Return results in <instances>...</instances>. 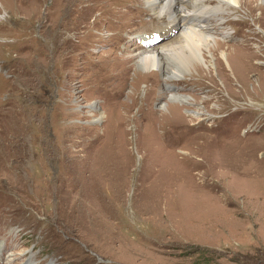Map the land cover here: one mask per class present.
<instances>
[{
    "label": "rangeland",
    "instance_id": "1",
    "mask_svg": "<svg viewBox=\"0 0 264 264\" xmlns=\"http://www.w3.org/2000/svg\"><path fill=\"white\" fill-rule=\"evenodd\" d=\"M139 1L0 0V264H264V53L172 79L192 120L122 62L164 32Z\"/></svg>",
    "mask_w": 264,
    "mask_h": 264
},
{
    "label": "bare ground",
    "instance_id": "2",
    "mask_svg": "<svg viewBox=\"0 0 264 264\" xmlns=\"http://www.w3.org/2000/svg\"><path fill=\"white\" fill-rule=\"evenodd\" d=\"M122 1L97 0V3L100 5L101 3L106 5L108 4L107 6L109 7L104 9V13H110L114 9L113 11L120 14L121 16H126L131 9L126 10V6L124 7L122 5L124 3ZM141 1L142 2H133V5L138 3L140 7L144 6L145 8L143 9L145 10V12H150L153 15L152 20L156 19L160 23H166L165 25H159L160 27H162L164 32L162 34H159L158 36L156 35V37L140 36L134 43L125 42L124 51L127 50L129 54L124 56L125 54H123L122 51L120 52V57L124 56L122 58V62L126 65L127 69L133 68V66L135 65L137 69H140L144 73L161 74L165 79H163V86L165 89H167L166 91H164L165 97L174 101H181L182 103H179L177 105L184 109L186 107V111H191L192 114H190V116H192V120L194 118H198L199 116H207L208 114L210 115V112L209 110L201 108L195 109V106L194 108H192L191 106H186V104L194 105L192 99L186 94L173 91V88L177 87V84H173L172 79L180 80L182 79L181 77H184V75L187 74V71H192V69H196L198 71V74H200L201 72H204V64L209 65V62L211 63L212 67L216 69L217 73L219 72V69H226L225 65L231 68L227 57L231 51H238V49L235 47H242L243 49H246L244 52L242 50L241 53L236 52L238 56L245 55L243 53H249L252 55L264 53V45L262 43L259 44V42L264 39V0H261V2H259V0ZM128 2L130 3V1ZM248 3L251 4V7L248 8L249 17H256L257 19L253 20L244 17L242 19L240 18L237 20H232L231 17L233 14L231 12L235 11L236 13H240L244 4ZM255 11L257 13H255ZM99 13H101V11ZM95 14L96 13L94 12V19L99 20V17ZM152 20H150L149 22H151ZM94 25L95 23L93 22V26ZM233 26L234 30L236 31L235 33H237L238 30L242 29L244 34L241 35L240 41H231L229 43V40L233 39L232 35H237L231 30ZM133 30L134 28L130 29V33ZM174 31V35L166 38L170 33ZM117 34L118 35L116 36L114 33H111V35H108L107 37L100 36L99 39L106 38L108 41H113L114 37L118 38L119 42H121L123 38L122 31L118 32ZM163 37L164 39H166L160 41L159 39ZM256 38L259 42L253 41V39ZM239 44L243 46H239ZM214 56L216 58L213 62L212 59H214ZM220 91L221 90H219L214 85L210 90L212 95L215 94L216 97L220 95ZM131 95H133V93L129 94V96ZM212 95L211 99L213 97ZM161 96H163V90L159 94V97ZM236 100L238 99H234L233 101ZM131 102L133 103L134 101ZM166 103L167 100L162 101L159 108H164L166 106ZM94 108L96 109L97 106L95 105ZM101 118H105V115L100 118L97 117L96 120H101ZM126 118L127 121L131 118V116H129V111L126 114ZM32 262L33 258L30 257L27 258L26 262L24 261L22 264H32Z\"/></svg>",
    "mask_w": 264,
    "mask_h": 264
}]
</instances>
